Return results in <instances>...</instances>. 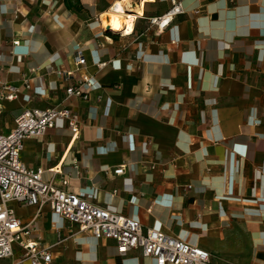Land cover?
I'll return each mask as SVG.
<instances>
[{"label":"crops","instance_id":"0c3cea01","mask_svg":"<svg viewBox=\"0 0 264 264\" xmlns=\"http://www.w3.org/2000/svg\"><path fill=\"white\" fill-rule=\"evenodd\" d=\"M177 1L183 14L161 31L148 20L169 0H0V80L19 87L1 103L0 134L23 110L62 103L64 87L87 76L88 99L62 104L80 120L78 137L57 122L24 142L21 161L208 252L212 264H264V0ZM115 4L136 17L124 38L102 22ZM57 70L71 73L66 84ZM119 166L123 175H112ZM9 206L32 224L21 239L47 250L49 264H156L139 251L119 255L112 240L48 208ZM21 256L14 244L0 264H29Z\"/></svg>","mask_w":264,"mask_h":264},{"label":"built area","instance_id":"2783aa9c","mask_svg":"<svg viewBox=\"0 0 264 264\" xmlns=\"http://www.w3.org/2000/svg\"><path fill=\"white\" fill-rule=\"evenodd\" d=\"M169 9L161 16L150 18L149 26L164 30L173 19L183 14L181 3L169 0ZM111 13H118L113 7ZM126 19L128 14L122 12ZM129 32L120 31L119 36L124 38L133 32L132 16ZM112 31V30H110ZM12 41V45H17ZM77 67L85 65V58L81 51L74 57ZM106 63H99L104 67ZM54 74L65 84L71 73L57 70ZM23 85L28 88V80L22 79ZM93 89L91 78L80 77L73 85L64 87L62 103L46 109L23 110L14 120V127L6 134H0V261L12 256L13 245L17 244L22 250L21 261L29 264H49L51 255L47 250L38 248L31 241H23L20 234L28 235L31 223L23 225L10 208L11 202L22 206L33 207L38 212L48 208L67 222L76 225L80 232H89L93 238L112 240L116 245L117 253L121 256L130 251H139L142 257L152 258L156 264H212L208 252L170 237L163 232L143 228L135 219L125 217L109 211L107 208L88 202L76 193L68 192L56 186L53 177L47 181L41 178L42 170L28 168L20 159L24 142L43 136L54 128L57 122H63L70 132L71 140H75L80 132V120L62 104L69 98L88 99V93ZM19 87L7 81L0 80V107L3 101H13L17 98ZM154 170V167H151ZM51 173L54 174L53 170ZM114 176L124 173V166L111 171ZM68 184L67 179L61 181V186Z\"/></svg>","mask_w":264,"mask_h":264},{"label":"bare ground","instance_id":"6f19581e","mask_svg":"<svg viewBox=\"0 0 264 264\" xmlns=\"http://www.w3.org/2000/svg\"><path fill=\"white\" fill-rule=\"evenodd\" d=\"M115 10H117L118 13H110L107 17H105L102 22L103 25L110 27L112 31H122L125 30L126 32H129L131 29V20L133 17L130 15L129 19H126L123 15H119L123 8L119 6V4H115L113 7ZM136 13L141 14L140 10H135Z\"/></svg>","mask_w":264,"mask_h":264},{"label":"water","instance_id":"95a60500","mask_svg":"<svg viewBox=\"0 0 264 264\" xmlns=\"http://www.w3.org/2000/svg\"><path fill=\"white\" fill-rule=\"evenodd\" d=\"M105 30H107V31H110V30H111V28H110V27H107V26H105Z\"/></svg>","mask_w":264,"mask_h":264}]
</instances>
